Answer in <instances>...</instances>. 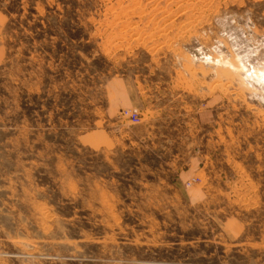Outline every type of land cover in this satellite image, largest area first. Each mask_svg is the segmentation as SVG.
Masks as SVG:
<instances>
[{"label": "rangeland", "instance_id": "374dc122", "mask_svg": "<svg viewBox=\"0 0 264 264\" xmlns=\"http://www.w3.org/2000/svg\"><path fill=\"white\" fill-rule=\"evenodd\" d=\"M0 264H264V0H0Z\"/></svg>", "mask_w": 264, "mask_h": 264}, {"label": "built area", "instance_id": "2783aa9c", "mask_svg": "<svg viewBox=\"0 0 264 264\" xmlns=\"http://www.w3.org/2000/svg\"><path fill=\"white\" fill-rule=\"evenodd\" d=\"M140 112L138 109L134 108V109H123L120 113H119V118L122 120H127L130 121L132 126H135L136 124H138L140 122ZM198 182L197 179H192L190 181H188L186 183L187 187H190L191 185H194Z\"/></svg>", "mask_w": 264, "mask_h": 264}, {"label": "crops", "instance_id": "0c3cea01", "mask_svg": "<svg viewBox=\"0 0 264 264\" xmlns=\"http://www.w3.org/2000/svg\"><path fill=\"white\" fill-rule=\"evenodd\" d=\"M139 109H141V108H139ZM119 110H123V109H119ZM119 110H114V111L119 112ZM195 171H196V169L193 168V166L191 168H189L188 170L187 169L182 170V172L179 173V175L176 179V182L182 186L185 185L189 181L188 179H190L193 176V173Z\"/></svg>", "mask_w": 264, "mask_h": 264}]
</instances>
